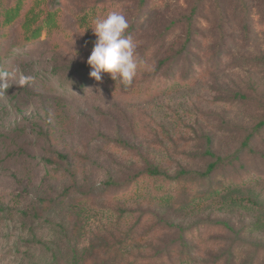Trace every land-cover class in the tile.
Listing matches in <instances>:
<instances>
[{
    "label": "rangeland",
    "instance_id": "rangeland-1",
    "mask_svg": "<svg viewBox=\"0 0 264 264\" xmlns=\"http://www.w3.org/2000/svg\"><path fill=\"white\" fill-rule=\"evenodd\" d=\"M54 7L56 27L29 40L24 0L0 47L19 70L0 93V264H264V0L36 9ZM112 10L153 69L127 89L87 64L91 21ZM189 36L180 80L165 83ZM207 150L226 159L211 181L198 175ZM155 166L183 182L147 175Z\"/></svg>",
    "mask_w": 264,
    "mask_h": 264
},
{
    "label": "clouds",
    "instance_id": "clouds-1",
    "mask_svg": "<svg viewBox=\"0 0 264 264\" xmlns=\"http://www.w3.org/2000/svg\"><path fill=\"white\" fill-rule=\"evenodd\" d=\"M91 29L97 39L87 64L92 71L90 76L96 81L102 80V73H110L113 80L119 81L124 88H130L141 69L152 71L146 61L136 53V43L127 34L129 23L121 11L112 10L104 15L97 14L91 21ZM18 69L12 71L0 69V93L16 81ZM33 77L20 74L18 85L30 86Z\"/></svg>",
    "mask_w": 264,
    "mask_h": 264
},
{
    "label": "trees",
    "instance_id": "trees-1",
    "mask_svg": "<svg viewBox=\"0 0 264 264\" xmlns=\"http://www.w3.org/2000/svg\"><path fill=\"white\" fill-rule=\"evenodd\" d=\"M23 1L24 0H17V2L14 5H10V4H5L3 8H1V4H0V47L2 45V42H4L5 40H7V38H9V32L12 29L13 25L16 23V21L18 20V18L21 15V10L23 9ZM44 0H29V40H33L35 38H38L40 36V34L42 33V31L44 30V28H48V29H52L54 27H56V17L58 14V8L54 7V8H49V9H44V8H40V9H36L37 6L39 5L40 2H42ZM145 2H142V5ZM52 5V4H51ZM53 6V5H52ZM43 15V18L38 19L39 15ZM33 23V26H31V24ZM192 41V38L189 36L188 39L186 40V43L184 44V46H182V48L178 51V55L175 58V62L174 63H168V67H170V69L172 70V75H165L162 76L161 79L164 80L165 83H169V82H178L180 80V76H179V72H178V67H179V63L181 61V56L183 54V56H185L187 53H190L188 51V47L190 46ZM2 54L0 52V69H5L4 66H2ZM198 60H196L195 62H197ZM167 61L164 60L162 62V64L166 63ZM194 62V63H195ZM190 70V68L188 69ZM193 74H195V72H193ZM193 74L191 75V73H187L182 75L181 79L184 80H188L191 77H193ZM79 87L84 85V81H81L79 84H77ZM264 127V121H261L260 123H258V125L256 126L257 129H260ZM206 153L215 159V161H213L212 163H210L207 167V169L202 172V173H198V175L202 178H205V180L211 181L214 178V173L217 171V169L219 168V166L226 160L221 158L220 156H216L213 152H211L210 150H207ZM186 172V171H183ZM185 174H191L190 172H186ZM147 175L151 176V177H156L158 179H165L167 181H171V183L173 182L178 183V182H183L184 179H182L179 176H175L172 177L170 175H168L164 170H162L161 168H159V166H155V167H151L149 168V170L147 171ZM142 176V174L140 175ZM139 176V177H140ZM211 194H215L213 192H210ZM165 198L167 200L171 199V200H176V198L173 195H166ZM217 223L219 225L225 226L228 229H231L230 225L225 222V221H221V220H217Z\"/></svg>",
    "mask_w": 264,
    "mask_h": 264
}]
</instances>
